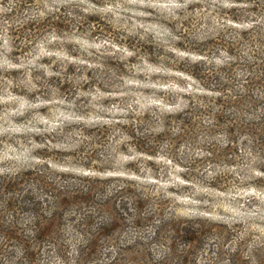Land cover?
<instances>
[{
	"label": "clouds",
	"instance_id": "clouds-1",
	"mask_svg": "<svg viewBox=\"0 0 264 264\" xmlns=\"http://www.w3.org/2000/svg\"><path fill=\"white\" fill-rule=\"evenodd\" d=\"M0 264H264V0H0Z\"/></svg>",
	"mask_w": 264,
	"mask_h": 264
}]
</instances>
